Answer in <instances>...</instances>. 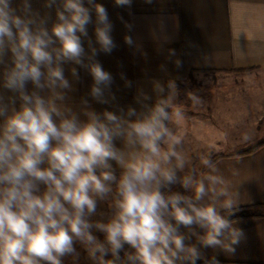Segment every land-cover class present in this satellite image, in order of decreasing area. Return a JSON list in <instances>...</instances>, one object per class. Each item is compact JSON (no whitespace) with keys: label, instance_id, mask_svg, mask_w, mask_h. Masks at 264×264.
I'll return each mask as SVG.
<instances>
[{"label":"clouds","instance_id":"clouds-1","mask_svg":"<svg viewBox=\"0 0 264 264\" xmlns=\"http://www.w3.org/2000/svg\"><path fill=\"white\" fill-rule=\"evenodd\" d=\"M114 28L97 0H0V264H219L206 250L247 239L239 173L213 152L193 163L177 133L199 90L153 78L121 104L98 59Z\"/></svg>","mask_w":264,"mask_h":264},{"label":"crops","instance_id":"crops-1","mask_svg":"<svg viewBox=\"0 0 264 264\" xmlns=\"http://www.w3.org/2000/svg\"><path fill=\"white\" fill-rule=\"evenodd\" d=\"M97 2L108 9L115 25L117 47L98 59L115 78L113 91L121 104L132 103L135 86L147 88L153 78L166 82L177 75L185 79L198 72H264V0H152L151 4L133 0L131 9L114 7L113 0ZM120 16L133 25L131 32ZM89 31L91 35V27ZM125 35L133 37V46L125 44ZM169 48L182 60L181 69L168 59ZM120 73L133 82V88H125ZM81 75L79 89L83 94L91 78L83 72ZM201 97L206 104L191 112V119L180 126L183 135L190 134L193 163L199 166L196 156L200 154L216 150L227 153L259 144L251 153L216 161L226 173L233 169L239 173L235 179L240 185L241 207L264 205V94L257 96L255 107L249 106L248 95ZM253 109L257 115L250 121L248 113ZM233 134L242 135L234 138ZM243 134L248 135L247 141ZM236 220L247 239L235 255L210 249L206 255H216L219 264H264V216Z\"/></svg>","mask_w":264,"mask_h":264},{"label":"rangeland","instance_id":"rangeland-1","mask_svg":"<svg viewBox=\"0 0 264 264\" xmlns=\"http://www.w3.org/2000/svg\"><path fill=\"white\" fill-rule=\"evenodd\" d=\"M187 83L178 82L181 88V99H184V91L199 90V94L212 95V94H228L232 96L248 95L251 97L249 106H257V96L264 94V72L252 71H228V72H198L190 74L187 78L183 79ZM206 81V83H205ZM204 101V100H203ZM182 103H188L182 101ZM206 102L198 107H189V115L196 109H201ZM235 104V103H234ZM204 108V107H203ZM252 109V108H251ZM235 111V110H233ZM252 113V114H251ZM257 112L253 109L248 113L249 120L252 121ZM256 119V118H255ZM247 120V121H249ZM236 127V126H235ZM234 129H237L236 128ZM239 128V127H238ZM245 130V129H244ZM178 134H182L181 127L177 129ZM184 133V130H183ZM183 135V134H182ZM242 134H233L234 138ZM245 136V134H243ZM185 139L186 149L189 156H192V142L190 134L183 135ZM237 140V139H236ZM243 149L228 150L227 153H221L218 150L214 151V156L219 154H230ZM193 157V156H192ZM195 159V157H193ZM193 159V161H194Z\"/></svg>","mask_w":264,"mask_h":264},{"label":"trees","instance_id":"trees-1","mask_svg":"<svg viewBox=\"0 0 264 264\" xmlns=\"http://www.w3.org/2000/svg\"><path fill=\"white\" fill-rule=\"evenodd\" d=\"M259 144L253 145L249 148L230 153V154H219L216 156H213L214 160H217L224 156H236V155H242V154H248L253 152ZM250 216H264V205H256V206H244L241 207V210L236 214L233 219L242 218V217H250Z\"/></svg>","mask_w":264,"mask_h":264}]
</instances>
